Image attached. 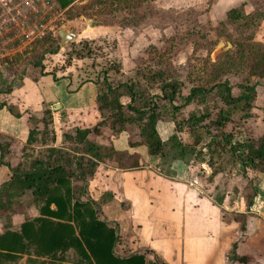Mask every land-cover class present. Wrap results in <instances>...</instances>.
I'll list each match as a JSON object with an SVG mask.
<instances>
[{
    "label": "trees",
    "instance_id": "obj_1",
    "mask_svg": "<svg viewBox=\"0 0 264 264\" xmlns=\"http://www.w3.org/2000/svg\"><path fill=\"white\" fill-rule=\"evenodd\" d=\"M47 1L62 11L82 0ZM131 1L135 10L130 9V17L121 16L117 20L120 28L126 30L145 21L155 0H96L81 9L85 11L83 15L97 6L113 12L121 7L132 8ZM146 6L147 10L140 15L139 10ZM246 6L244 3L229 10L224 23L237 28L238 39L250 42L239 41L234 53L226 52L221 62L213 64V76L205 85L189 87L182 74L162 60L156 62L158 68H141L125 80H110L105 71L92 81L96 86L95 104L101 115L97 125L80 127L64 123L58 137L53 111L46 108L41 113L29 114L31 127L23 143L0 134V166L7 167L11 174L10 180L0 185V217L5 218L4 233L0 235V261L18 264L27 256L29 263L45 259L43 264L47 261L161 264L148 260L146 254L117 255L118 232L102 220L100 204L89 195V183L102 165L118 160L116 152L102 141L124 133L131 136V148L147 147L151 155L185 162L196 173L205 172L201 164L205 158L212 168L215 157L222 158L225 153L232 156L255 191L248 198L249 208L254 205L257 183L260 175H264V127L258 136L249 133L241 142H235L234 131L236 127L254 124L259 117L260 84L252 82V78L264 79V44L254 42L264 22V0L252 13L246 12ZM51 41L47 49H42L39 43L41 52L31 64L40 72L39 76L71 80L72 76H65L64 71L59 76L63 66L45 62L56 57L61 49L57 42ZM233 72L242 74L240 81L224 78ZM0 77V97L10 95L23 80L18 82L17 78L2 74ZM190 107L194 108L185 116L183 112ZM4 108L16 118L22 117L18 108L0 99V110ZM160 122L175 126L176 133L168 144L159 134ZM184 130L193 136V143L180 140L177 133ZM206 136L209 139L204 144ZM218 173L213 171L212 177ZM31 207L39 216L14 228L13 215L26 216ZM246 231L245 220L239 243L245 242ZM238 248L239 244H235L230 264L251 263L253 257L238 256Z\"/></svg>",
    "mask_w": 264,
    "mask_h": 264
},
{
    "label": "crops",
    "instance_id": "obj_2",
    "mask_svg": "<svg viewBox=\"0 0 264 264\" xmlns=\"http://www.w3.org/2000/svg\"><path fill=\"white\" fill-rule=\"evenodd\" d=\"M111 32L112 29L100 27L89 34L102 36ZM260 37L264 40V36ZM92 81L91 78L81 83L78 74L71 80L56 81L51 75L39 76L29 70L9 96L0 97L22 114L16 118L6 108L0 110V134L23 143L31 127L29 114L41 113L46 108L53 111L55 124L59 121L61 127L64 123L80 127L97 125L101 115L95 104L96 86ZM59 84L65 91L58 92ZM125 134L102 141L103 145L114 147L119 161L103 164L88 186L90 197L101 206V218L106 214L102 220L118 232L116 254L121 257L146 254L148 260L161 264H230L235 244L241 245L245 220L250 215L257 216L256 211H264V175L259 177L257 196L249 208L248 198L255 191L242 175L234 182L223 180L218 174L213 183H207L201 173L191 170L185 162L145 155L142 147L131 148L129 140L125 148L118 147ZM202 167L208 175L213 174L207 163L203 162ZM10 178L9 169L0 166V185ZM195 179L199 183L195 184ZM38 216V211L31 207L26 216L13 215V226L18 229L26 219ZM4 219L0 217V235L4 233ZM27 260L25 256L18 264L45 261ZM0 264L11 262L1 260Z\"/></svg>",
    "mask_w": 264,
    "mask_h": 264
},
{
    "label": "rangeland",
    "instance_id": "obj_3",
    "mask_svg": "<svg viewBox=\"0 0 264 264\" xmlns=\"http://www.w3.org/2000/svg\"><path fill=\"white\" fill-rule=\"evenodd\" d=\"M94 1L96 0L77 1L62 11L51 7L52 11L49 17L57 31L61 32L63 28L67 27L78 36L77 40L64 46L60 45L61 37L58 41L47 37L61 46L56 57L45 61L47 64L63 66L64 70L60 69L59 76L63 71L65 76L78 74L79 82L82 83L91 78L96 81L102 73L107 71L110 80H125L135 76L137 70L141 68H158L156 62L162 60L163 63L166 62L172 68L177 69L183 79L188 82L189 87H194L203 86L209 78H212V65L221 62L226 52L234 53L239 41L245 44L250 42L246 38L238 39L240 33L237 28L224 23L227 12L246 3V12L252 13L262 0H155L153 6H150L151 13L147 14L145 21L139 27L126 30L120 28L117 20L121 16L130 17V9L135 10L133 1L130 3L132 8L121 7L120 10L112 12L97 6L83 15L85 11H82L81 7ZM26 4L27 0H0V20H6L5 22L11 20L10 22L14 26L22 24L28 11ZM145 10H147V6L139 10L140 15H143ZM25 22L27 23L28 20ZM100 27L112 29V32L102 36L89 34ZM260 36H264V22L259 27L254 40V42L264 44V40ZM51 40H39L41 42L20 40L17 43H12L8 47V49H13L12 53L1 59L0 74L6 75L8 78L15 77L18 82L21 79L24 80L29 70L39 75L40 72L31 63L41 52L39 43L42 45V49H47L52 43ZM224 78L240 81L242 74L233 72L225 75ZM252 82L260 84L257 100V106L260 108L259 117L254 124L250 123L252 125L236 127L235 142L245 141L249 133L258 136L264 127V79L254 77ZM58 86V92L65 88L62 84ZM72 96L78 97L77 94ZM70 100L75 101L72 97ZM211 106H213V102ZM193 108L185 110L183 112L185 116ZM58 122L56 121L55 128L60 136L62 127ZM166 126L169 128L168 130L165 129ZM158 128L163 141L168 144L174 133V125L160 122ZM185 130L178 132V137L183 143H193V136ZM123 138L117 144L120 148H125V143L130 141L131 136L127 133ZM208 139L206 136L204 144L208 142ZM141 149V152L150 156L147 147ZM208 160V158L203 159L201 164L203 165V162L208 164ZM213 164L212 170L219 172L218 174H221L223 180L234 179V182H237L241 176L239 165L236 164V161L233 162L232 156H228L226 153L222 158L215 157ZM206 172L200 173L207 183H213L212 175H208ZM24 204L27 202L24 201ZM256 212L259 217L250 215L247 218L245 242L241 243L237 252L238 256L253 257L252 262L248 264H264V211ZM254 235L258 237H254ZM47 262L45 264L52 263L51 261Z\"/></svg>",
    "mask_w": 264,
    "mask_h": 264
},
{
    "label": "built area",
    "instance_id": "obj_4",
    "mask_svg": "<svg viewBox=\"0 0 264 264\" xmlns=\"http://www.w3.org/2000/svg\"><path fill=\"white\" fill-rule=\"evenodd\" d=\"M51 7L46 0H27L26 9L28 11L24 16L25 21L28 20L27 23L24 21L14 26L11 20L8 22L0 20V62L12 53L13 49H8V47L14 42L17 43L20 40L32 42L48 36L58 41L59 32L49 17ZM13 22L15 23L14 19ZM194 182L199 183V179H195Z\"/></svg>",
    "mask_w": 264,
    "mask_h": 264
},
{
    "label": "water",
    "instance_id": "obj_5",
    "mask_svg": "<svg viewBox=\"0 0 264 264\" xmlns=\"http://www.w3.org/2000/svg\"><path fill=\"white\" fill-rule=\"evenodd\" d=\"M59 35L62 39L61 46H64L65 44H69L75 40H77L78 36L75 33H72L71 30L67 27L63 28L61 32H59Z\"/></svg>",
    "mask_w": 264,
    "mask_h": 264
}]
</instances>
